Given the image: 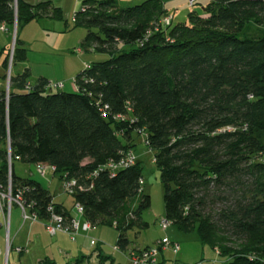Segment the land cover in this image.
Segmentation results:
<instances>
[{
  "label": "trees",
  "instance_id": "obj_1",
  "mask_svg": "<svg viewBox=\"0 0 264 264\" xmlns=\"http://www.w3.org/2000/svg\"><path fill=\"white\" fill-rule=\"evenodd\" d=\"M80 1L72 22L86 31L81 50L108 59L78 73L74 93L50 90L44 79L29 84V70L10 78L7 93L0 90L2 192L10 178L11 195L22 194L42 223L52 207L69 224L74 217L49 190L13 170L15 161L53 168L52 178L76 181L71 197L90 231L114 228L112 249L125 264L130 252L152 248L161 264H178L164 256L179 251L168 237L163 251V240L140 249L127 240L129 230L147 228L142 214L151 200L139 161L115 172L106 165L134 155L136 134L161 178L169 224H159L161 231L196 232L218 264H264V35L246 33L250 25L264 31V0H208L203 16L192 12L176 25L161 0L130 8H118V0ZM12 2L0 0V25L10 30ZM17 3V30L44 16L62 18L50 0ZM13 48L12 59L25 60L18 39ZM97 258L98 264L109 259Z\"/></svg>",
  "mask_w": 264,
  "mask_h": 264
},
{
  "label": "rangeland",
  "instance_id": "obj_2",
  "mask_svg": "<svg viewBox=\"0 0 264 264\" xmlns=\"http://www.w3.org/2000/svg\"><path fill=\"white\" fill-rule=\"evenodd\" d=\"M62 1L65 3L60 6V11L62 12L61 19L41 17L39 20L30 22L24 28L18 29L15 34L16 38L12 36V29L7 34L0 32V47L2 46L0 51L6 48V54L9 53L8 66L5 70L6 79L9 78L10 80L11 77H15L17 69L24 62V65H27L29 70L36 72V75H61L67 80L65 91L74 93V80L66 78L69 76L68 67H72L73 63H78L81 68H84L87 65L91 66L108 59L107 55L97 54L91 50H81L80 43L84 40L86 31L82 27L75 26L72 22L74 13L78 12L81 8V1ZM145 1L147 0H118L117 7L130 8L141 5ZM170 1L172 3L168 5L171 8L169 14L175 17L174 25L187 23V16L192 12L203 16V7L208 2V0H197L196 5H194L195 7L191 8L188 6L187 0ZM246 33L252 37L264 35L262 28L251 25L247 27ZM17 39L18 42L20 41L24 44L23 47L26 50L25 60L18 59V56H16L17 58L15 60L10 57L13 44ZM78 49H80V52L77 51ZM28 80L31 85L35 81L31 80V77ZM4 84V90L6 91V82ZM131 143L134 144L135 153L133 156L139 161L140 167L142 168L144 182L142 189L144 190V195L151 200V206L148 211L142 214V221L147 224V228L140 230L133 229L127 232L129 246L139 249L146 247L152 248L158 242L162 241L164 237H168L172 243L179 245V251L175 258L169 252H165L164 256L166 260H174L178 264L220 263L221 260L214 251L210 248L202 247L198 241L196 232L182 234L174 227H170L166 232L161 231L159 224L164 218L163 188L161 178L159 177L156 166H154V155L146 148L143 136H137L135 134ZM13 170L20 178L25 179L29 177L34 181L40 182L53 195L57 204H62L67 209L69 215L76 216L72 197L62 192L60 181L56 178L51 179L50 173L47 174L45 179L40 178L39 174L31 166L23 165L18 161L14 162ZM88 236L96 242V248L100 247L102 256L109 258L107 262H103L104 264H125L124 258L112 249L117 239L114 228L95 226ZM87 254L89 256V252ZM91 259H93L90 261L91 264L97 263V257L95 255Z\"/></svg>",
  "mask_w": 264,
  "mask_h": 264
},
{
  "label": "crops",
  "instance_id": "obj_3",
  "mask_svg": "<svg viewBox=\"0 0 264 264\" xmlns=\"http://www.w3.org/2000/svg\"><path fill=\"white\" fill-rule=\"evenodd\" d=\"M51 7L60 10V6L65 3L62 0H50ZM162 1V0H161ZM173 1V0H172ZM27 3L32 5H38L43 0H25ZM163 7L166 9L168 16L172 19V24L174 25V16L169 14L171 9L168 5L172 2L170 0H163ZM20 42V41H19ZM22 44V42H20ZM2 47V46H1ZM0 47V48H1ZM24 48V47H23ZM3 51V52H2ZM6 48L1 49L0 51V90H4L5 87V56ZM89 66V65H87ZM84 68H81L78 63H73L72 67H68L69 76L68 79L74 80L78 73L82 72ZM25 70H29L27 65H24V62L21 63L20 67L17 69L16 76H20ZM31 80L44 79L51 84H61V91L66 93L65 84L67 80L61 75H48V74H38L34 70H29ZM29 81V80H28ZM74 92H76L74 86ZM35 171V168L32 167ZM36 172V171H35ZM29 178V177H27ZM41 178V177H40ZM46 178V177H45ZM43 178V179H45ZM50 178L52 176L50 174ZM32 179V178H30ZM51 184L50 181H48ZM42 185V184H41ZM53 202L57 204L53 198ZM67 210V209H66ZM89 233L79 234L76 240L72 243L66 235L63 233L55 234L49 236L46 231L43 223L41 221L32 222L29 220L23 221L21 217V211L18 207H13L9 211V223L6 227L4 226V218L0 214V264H39L41 260L47 258L49 260H54L56 264H74L75 262L82 260L80 264H91L92 256H98V253L102 255L100 247H95L93 245L94 240L88 236ZM52 239H51V238ZM6 239L9 240L11 245V250L6 256L5 245ZM99 245V244H98ZM18 247L22 249V253L16 254L14 249ZM95 251V252H94ZM89 252V256L88 253ZM120 254V253H119ZM121 255V254H120ZM122 257V256H121ZM124 258V257H122ZM84 259V260H83ZM99 259L97 258L98 264Z\"/></svg>",
  "mask_w": 264,
  "mask_h": 264
},
{
  "label": "built area",
  "instance_id": "obj_4",
  "mask_svg": "<svg viewBox=\"0 0 264 264\" xmlns=\"http://www.w3.org/2000/svg\"><path fill=\"white\" fill-rule=\"evenodd\" d=\"M196 0H187L188 6L193 8L194 4H195ZM13 11H14V21H13V28H12V36L15 37L16 31H17V25H16V19H17V0H13ZM171 23V19L169 17L164 18L163 24L169 25ZM0 32L1 33H10L11 30L8 26H5L4 24L0 25ZM16 38V37H15ZM14 47V44H13ZM12 47V51L11 53H13L14 48ZM78 52H80V49L77 50ZM10 53V57L12 56V54ZM88 68V66L86 67V69ZM6 82V93L8 92L9 89V78L5 79ZM48 88L50 90H60L62 88L61 84H49ZM106 108V107H105ZM136 162V158L135 156H133L132 154H128L126 155L125 158L120 159L116 164H112L109 163L108 165H106V168H109L111 171L115 172V170L117 169H121V168H126V167H130L133 166ZM48 170H51V172H53V168H45L42 165H37L35 166V171L37 174H39V176L41 178H45L47 176V172ZM8 187L6 189V191L1 190L0 188V214L1 216L4 218V226L7 229L8 223H9V211L11 208H13L14 206L18 207L21 211V217L23 221L29 220L32 222H38L40 221L37 216H35L34 214L30 213L28 208H25V205H23L22 203V194L17 193L16 195H11V183H10V178H8ZM61 188H62V192H64L66 195L68 196H72L74 194V190L75 187L77 185L76 181L74 180H66L63 179L60 182ZM75 207V214L76 216L72 219V221H70V223H65L64 218L62 217V215H56L52 209V207L48 208V212L50 213V219L43 223V226L45 227V231L46 233L50 236H53L55 234H61L63 233L64 235H66L67 237H69V239L71 240V242L73 243L77 236L79 234H86L88 232H90L91 230V225H89L86 221H81V218L83 217V210L81 208V206L79 204L74 205ZM160 225L162 229H166L168 227V222H166L165 220L162 219V221H160ZM169 242L166 239H163V241L161 243L158 244V246L161 248V251L167 249L169 247ZM178 249L177 245H174V248L172 249V254H174L176 252V250ZM11 250V245L9 240L6 239V245H5V252H6V256L8 255V253ZM14 251L16 252V254H20L22 253V249L16 247L14 249ZM1 251H0V255H1ZM127 260H128V264H161V262L158 259V249L157 248H152L149 250H141V251H135V252H130L129 255H127ZM176 264V263H173Z\"/></svg>",
  "mask_w": 264,
  "mask_h": 264
}]
</instances>
